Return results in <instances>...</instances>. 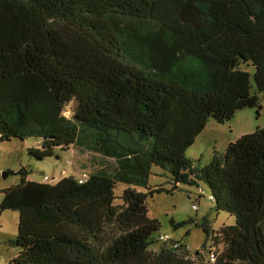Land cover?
<instances>
[{"label":"trees","instance_id":"obj_1","mask_svg":"<svg viewBox=\"0 0 264 264\" xmlns=\"http://www.w3.org/2000/svg\"><path fill=\"white\" fill-rule=\"evenodd\" d=\"M263 96L264 0H0V142L38 140L41 162L75 148L110 161L56 184L17 173L0 204L19 217L9 264H204L189 231L161 241L148 205L201 184L234 219L199 226L209 263L264 264V128L206 164L189 155L211 119Z\"/></svg>","mask_w":264,"mask_h":264},{"label":"rangeland","instance_id":"obj_2","mask_svg":"<svg viewBox=\"0 0 264 264\" xmlns=\"http://www.w3.org/2000/svg\"><path fill=\"white\" fill-rule=\"evenodd\" d=\"M262 108L245 109L236 113L235 117L228 123L219 124L211 119L202 135L196 140L194 146L189 150V155L195 159H202L206 164L214 153L225 152L230 143L246 134H251L257 129L264 128V96L261 99ZM72 115L71 108L65 112ZM40 141L28 140L26 142L11 141L0 142V204L2 191L19 185L20 176L17 174L23 167L32 171L29 179L37 182L56 184L65 176L76 175V171L85 172L97 167H103L110 163L109 160L98 156L95 153L80 148L70 150L68 154H62L61 160L50 158L43 162L32 158L29 149L40 147ZM90 172V171H89ZM10 173V174H9ZM150 184L152 186L165 184L161 170L155 169ZM5 174H8L6 177ZM76 176H80L77 174ZM84 177V176H83ZM48 178L47 180H45ZM149 217L157 219L161 223V231L158 236H170L175 240L186 238L187 245L192 255L202 254L204 264L209 263V256L203 249L211 247L203 230L199 228L203 219L206 218L212 230L217 232L225 225L234 224V219L224 213H218L214 209V203L207 187L201 184L200 187L181 186L174 195H156L149 200ZM181 223L193 220V224L184 229L174 231L171 221ZM19 217L14 211L0 213V263L9 264L16 257L18 250L5 244L8 240L15 239L18 233ZM152 250H158L153 246Z\"/></svg>","mask_w":264,"mask_h":264},{"label":"built area","instance_id":"obj_3","mask_svg":"<svg viewBox=\"0 0 264 264\" xmlns=\"http://www.w3.org/2000/svg\"><path fill=\"white\" fill-rule=\"evenodd\" d=\"M47 179H48V178H46L45 180H47ZM170 238H171L170 236L166 235V236H161L160 239H161V241H164V242H165V241H169ZM177 245H178V244H176L175 246H177Z\"/></svg>","mask_w":264,"mask_h":264},{"label":"water","instance_id":"obj_4","mask_svg":"<svg viewBox=\"0 0 264 264\" xmlns=\"http://www.w3.org/2000/svg\"><path fill=\"white\" fill-rule=\"evenodd\" d=\"M6 175V177L8 176V174H5Z\"/></svg>","mask_w":264,"mask_h":264}]
</instances>
